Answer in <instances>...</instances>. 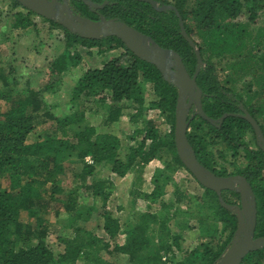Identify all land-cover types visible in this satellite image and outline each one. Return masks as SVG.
I'll return each instance as SVG.
<instances>
[{"label":"trees","instance_id":"obj_1","mask_svg":"<svg viewBox=\"0 0 264 264\" xmlns=\"http://www.w3.org/2000/svg\"><path fill=\"white\" fill-rule=\"evenodd\" d=\"M155 1L158 5H172L176 11L159 10L142 0H111L114 3L103 11L107 17H115L153 39L158 46L176 52L191 74L196 56L180 33L179 18L201 57L207 54L196 83L203 93L200 102L208 120L198 113L187 115L186 135L205 168L219 176L240 174L247 180L256 201L254 237H264V151L258 143L254 147L247 143L245 136L254 134V130L239 108L241 104L249 112L264 137V24H257L264 12V0H195L192 4L188 0ZM7 3L10 12L6 11L5 17L11 31L34 25L31 15L35 13L17 0ZM80 9L86 11L87 7L80 3ZM43 19L59 28L64 40L42 79L35 81L31 76L19 75L15 67L0 66V264H120L118 258H125V264H213L228 246L237 218L221 205L215 192L196 181L177 156L176 87L153 64L135 56L119 38H83L56 21ZM253 23L255 27L251 28ZM96 46L121 48L123 52L78 76L68 90L71 112L41 110L43 99L61 88L63 75L81 64L82 52ZM216 56L229 58L233 72L250 76L246 101L221 84L212 62ZM151 110L168 124L164 134L160 132V122L148 115ZM98 111L107 125L127 116L130 131L121 135L97 131L85 115L88 112L93 117ZM254 137L257 140L255 134ZM122 139L131 143L125 148ZM213 147L221 149L216 155L221 160H225L224 151L233 156L241 151L244 162L230 173L223 165L217 168ZM123 148L127 152L120 157ZM162 152L171 158L154 170L152 189L129 192L132 203L142 199L150 206L158 203V209L139 210L133 222L122 226L105 207L112 182L100 177L98 167L108 164L117 177H123ZM179 169H184L203 189L192 211L179 210L186 195L185 182L174 179ZM69 171L74 180L67 189L60 176ZM168 186L170 196L164 198ZM80 189L92 199L90 204L80 202ZM222 198L234 204L239 194L225 190ZM97 200L103 206L101 211L95 208ZM50 211L56 217L63 212L65 218L53 224L46 215ZM182 213L185 223L178 221ZM95 216L100 217L99 227L108 239L97 236L89 227ZM190 220L195 221V229L188 223ZM170 221L178 229L195 230L194 239L184 251L181 234L170 227ZM217 232L221 236L214 244L194 241L214 237ZM120 234L124 235L122 243L116 240ZM177 251H183L182 257ZM105 255L114 260L105 259ZM241 264H264V247L248 252Z\"/></svg>","mask_w":264,"mask_h":264},{"label":"rangeland","instance_id":"obj_2","mask_svg":"<svg viewBox=\"0 0 264 264\" xmlns=\"http://www.w3.org/2000/svg\"><path fill=\"white\" fill-rule=\"evenodd\" d=\"M194 1L195 0H188L190 4H192ZM7 2L8 0H0V13L2 12L0 15V66H3L4 68L15 67L19 75H28L31 76V78H33L35 81H39L42 79L43 72L45 71L47 64L62 48L64 40L62 31L59 28L53 27L48 21H45L42 17L36 14L31 15L34 21L33 26L26 29L11 31L8 24L9 19H6L5 17L8 16L5 15L7 13L6 11L9 10V5ZM260 17L261 18L258 19L257 24L263 25L264 12H262ZM243 20L245 19L243 18ZM254 27L255 24H251V28ZM253 34H255V32H253ZM194 40L197 43L199 42L195 37ZM196 48L198 49L197 46ZM100 49L102 50L101 53L99 52ZM121 52H123L121 48L108 50L105 49L104 46H101L100 48L98 46L92 47L87 49V51L85 50V52H82L81 64L70 69L68 72H66V74L63 75L61 88L57 92L47 97V99H43L41 110H51L55 114H68L71 112L72 107L69 103L68 90L72 87V84L75 83L78 76L86 69L100 67L101 64L108 58L118 55ZM206 56L207 54L202 56L203 64L201 67L205 65L204 58H206ZM223 57L224 56H216L212 59V62H214V65L218 71L221 84L232 89V91L235 93H238L242 98V101H246L248 97V90L251 87L250 76L241 74L239 71L233 72L229 67L231 60L227 57ZM252 88H255V86H252ZM100 113L101 112L98 111L93 117L89 116L88 112L85 115L86 118L89 119V125L96 127L97 131H113L114 133H119V135L123 134L121 132L127 133L130 131L132 125L130 124L129 118L127 116L123 115L118 122L107 125L102 121V115ZM156 113L155 111L151 110L148 112V115L150 117L154 116L155 119L160 122V132L161 134H164L168 130V124L165 123L163 117H157ZM245 139L251 147H254L255 144L258 143V140H256L252 132H249L245 136ZM128 143L131 142L129 140L122 139L123 146ZM125 148L121 150L120 157H123L127 152ZM211 150L214 154L215 166L220 168V166L223 165L228 173L235 171V166L238 167L244 162L241 151H238V154L234 156L229 153V151H224L225 160H221L216 156L217 151L221 149L218 147H213ZM170 158V154L162 152L150 163L146 164L142 168L139 167L138 171L136 170L137 167H134L133 170L123 177H117V175L111 171L108 164L104 165L103 167H98V174L100 177L108 178L112 182V192L109 198L106 200L105 207L111 212L113 217H117L119 219L122 226L123 224H126V222H133L134 215L136 216V212L139 210L149 211L158 209V203L150 206L147 201H143L142 199H138L136 203H132V196L129 194V192L132 189H137L142 192H149L153 187L152 184L154 179V170L157 167H162V162L169 161ZM60 177L62 179L63 187L68 189L70 186H73L72 181L74 180V177L72 172L69 171ZM174 179L177 181L183 180L185 182L182 183L185 184L184 190L186 195L179 206V210L184 212L185 210L192 211L195 208V205L200 202L198 197L203 193V189L191 178V176L187 174L184 169H179L176 171L174 174ZM170 189V186H168L167 195H164V198H168V196H170ZM78 192L80 202L90 204L92 199H90L88 194L83 189H80ZM94 204L96 206V210L101 211L103 208L101 202L97 200L94 202ZM46 215L49 221H51L53 224H55V220L58 218H65V214L63 212H60V214H58L59 216L57 215L58 217L55 216L53 211L46 213ZM179 220L181 222L185 221V215L183 213L179 216L178 221ZM100 223V217L95 216L89 222V227L97 236H103L108 239V236L103 232V230L100 229ZM188 223L193 227V229H195V221L190 220ZM169 225L173 230L176 229L181 234V246L184 251V249L189 247L191 243L190 241L194 239L193 234L195 230L185 231V229L182 228L178 229L176 228L174 221H170ZM226 235L227 232L222 235V239H224ZM219 236H221V234L217 232L214 237L210 238L209 236H204L200 237L199 240L194 241L196 243L212 242L214 244ZM123 239L124 235L122 234L116 237V240L119 243H122ZM153 242L156 244L157 240L154 238ZM183 251H177L176 254L179 257H182ZM104 258L109 261L114 260V257L109 255H105ZM118 259L120 264H123L122 260H126L125 258Z\"/></svg>","mask_w":264,"mask_h":264},{"label":"water","instance_id":"obj_3","mask_svg":"<svg viewBox=\"0 0 264 264\" xmlns=\"http://www.w3.org/2000/svg\"><path fill=\"white\" fill-rule=\"evenodd\" d=\"M22 6L28 8L33 13L46 19H53L50 12L51 0H17ZM149 2L154 8L163 10L171 8L176 11L172 5H158L155 0H142ZM87 2V1H86ZM100 6V5H99ZM68 12V10H67ZM69 13V12H68ZM64 20L57 17L59 24L67 30L78 34L83 38L98 39L103 36H115L119 38L125 46L138 58L153 64L162 77L169 83L173 84L177 89V99L174 113V141L177 156L187 168L196 181L203 187L215 192L218 201L228 210H232L237 218V227L233 233L228 246L224 252L215 260L213 264H241L245 255L253 250L264 247V237H254L256 224V201L250 184L242 175L219 176L211 170L205 168L196 158L193 147L188 141L187 130L188 121L187 114L191 105V90L196 88L197 94L195 100L196 111L200 116L208 120L204 114L199 94L200 88L195 83L196 75L203 64V59L192 38L185 31L182 20L180 22V33L192 47L196 56V70L192 78L185 71L180 56L169 49L158 46L153 39L136 30L134 27L125 22L113 19L92 21L81 17L76 20L64 15ZM170 57L174 62V72L167 65ZM186 93L189 94V100L186 101ZM243 109L242 117L247 119L253 127L254 134L257 137L258 144L264 151V137L261 133L259 125L249 112ZM222 119V118H221ZM233 190L239 194L240 201L236 204H228L222 198V191ZM246 220H245V218ZM243 233L242 239L238 236Z\"/></svg>","mask_w":264,"mask_h":264},{"label":"flooded vegetation","instance_id":"obj_4","mask_svg":"<svg viewBox=\"0 0 264 264\" xmlns=\"http://www.w3.org/2000/svg\"><path fill=\"white\" fill-rule=\"evenodd\" d=\"M51 2H52V4L50 7V12L53 15V19H51V20L56 21V22H58L57 17L64 20L65 19L64 15H67V17L71 16V18H73L74 20H76L78 17H81V18H84L87 20H92V21H101V20H105V19L106 20L113 19V20L120 21L115 17H110V16L107 17L108 14H106V12L103 11L105 6H107L108 4L114 3V2H111V0H51ZM80 3L85 4V6L87 7L86 11L80 9ZM67 10L69 13L67 12ZM42 18H44V17H42ZM47 20H49V19H47ZM103 37H107V36H103ZM101 38L102 37H100L98 39H101ZM168 58H170V57H168ZM170 61L171 62L168 61L167 65L169 66L170 70L174 72L175 60L173 61L170 58ZM183 65H184V63H183ZM184 68H185V71L188 73L189 77L192 78L193 73L196 70V65H195V70L192 72V74L189 72V69L186 66H184ZM195 83H196V78H195ZM196 85H197V83H196ZM195 92H196V88H193L191 90V93H192L191 105H190V108L188 109V114H187L190 116L194 115L195 113H198L196 111V106H195V100L197 97V94H195ZM202 94H203L202 92H200V94H199L200 100H201ZM185 97H186V101H188L189 100V94L186 93ZM240 105H239V108H240ZM240 110H241V114H242L243 109L240 108ZM232 175H240V174H232ZM239 201H240V197L238 200H235L234 204L239 203ZM244 218H245V216H244ZM245 220H246V218H245ZM242 237H243V233H241V235L238 236L239 239H242Z\"/></svg>","mask_w":264,"mask_h":264},{"label":"built area","instance_id":"obj_5","mask_svg":"<svg viewBox=\"0 0 264 264\" xmlns=\"http://www.w3.org/2000/svg\"><path fill=\"white\" fill-rule=\"evenodd\" d=\"M86 161L92 163V160L89 157H86Z\"/></svg>","mask_w":264,"mask_h":264}]
</instances>
